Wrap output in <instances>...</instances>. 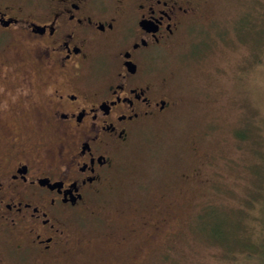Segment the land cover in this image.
Wrapping results in <instances>:
<instances>
[{"label": "flooded vegetation", "instance_id": "flooded-vegetation-1", "mask_svg": "<svg viewBox=\"0 0 264 264\" xmlns=\"http://www.w3.org/2000/svg\"><path fill=\"white\" fill-rule=\"evenodd\" d=\"M201 11L198 0L0 4V264H149L172 240L176 207L152 210L163 239L75 229L136 128L176 100L173 74L144 50L172 46Z\"/></svg>", "mask_w": 264, "mask_h": 264}, {"label": "rangeland", "instance_id": "rangeland-1", "mask_svg": "<svg viewBox=\"0 0 264 264\" xmlns=\"http://www.w3.org/2000/svg\"><path fill=\"white\" fill-rule=\"evenodd\" d=\"M198 1L202 15L172 46L143 52L160 75L173 74L175 102L136 128L91 205L95 215L75 233L163 239L152 210L176 207L175 235L149 264H264V0ZM13 120L4 113L6 131L17 129ZM207 210L219 220L202 219Z\"/></svg>", "mask_w": 264, "mask_h": 264}, {"label": "trees", "instance_id": "trees-1", "mask_svg": "<svg viewBox=\"0 0 264 264\" xmlns=\"http://www.w3.org/2000/svg\"><path fill=\"white\" fill-rule=\"evenodd\" d=\"M242 27H244L246 30L248 29V30H250L251 28L248 26V23L247 22H245L244 23V25L242 26ZM208 211V210H207ZM201 214V213H200ZM215 215V213L213 212V210H209L207 213L205 212V214L203 213V215H202V219L203 218H208V219H218L219 220V218H218V216H216ZM203 225V224H202ZM211 234H212V238H223V236H220L219 237V234L216 232V231H211ZM223 240V239H222Z\"/></svg>", "mask_w": 264, "mask_h": 264}]
</instances>
